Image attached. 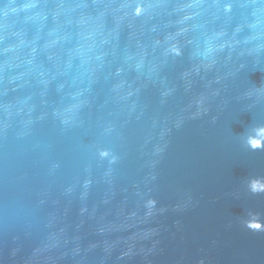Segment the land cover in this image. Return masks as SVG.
<instances>
[{"label":"water","instance_id":"95a60500","mask_svg":"<svg viewBox=\"0 0 264 264\" xmlns=\"http://www.w3.org/2000/svg\"><path fill=\"white\" fill-rule=\"evenodd\" d=\"M0 264H264V0H0Z\"/></svg>","mask_w":264,"mask_h":264}]
</instances>
